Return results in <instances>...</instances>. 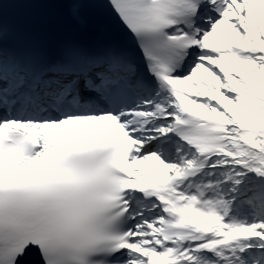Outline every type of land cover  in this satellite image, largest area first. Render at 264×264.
<instances>
[{"label":"snow or ice","instance_id":"obj_1","mask_svg":"<svg viewBox=\"0 0 264 264\" xmlns=\"http://www.w3.org/2000/svg\"><path fill=\"white\" fill-rule=\"evenodd\" d=\"M0 0V264H264V0H56L125 39L22 41Z\"/></svg>","mask_w":264,"mask_h":264}]
</instances>
